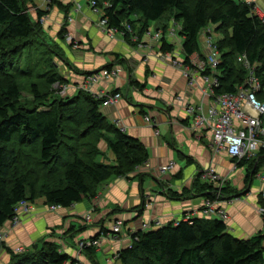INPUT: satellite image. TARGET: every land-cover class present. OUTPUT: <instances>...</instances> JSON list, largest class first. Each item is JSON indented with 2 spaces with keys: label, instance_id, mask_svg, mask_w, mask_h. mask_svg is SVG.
I'll return each instance as SVG.
<instances>
[{
  "label": "trees",
  "instance_id": "1",
  "mask_svg": "<svg viewBox=\"0 0 264 264\" xmlns=\"http://www.w3.org/2000/svg\"><path fill=\"white\" fill-rule=\"evenodd\" d=\"M96 1L108 28L119 32L123 31V24L133 29L134 18L138 16L143 20L140 35L149 22L166 16L180 23L186 65L190 56L203 55L199 37L205 29L214 28L219 35L216 39L219 62L215 68L218 87L213 89V95L236 93L244 84L248 72L237 63V57L244 55L261 83L256 97L264 102V23L251 14L245 3L103 0L101 4ZM28 3L33 5L32 0H0V251H7L11 264H68L74 261L61 254L59 246L53 242L45 240L41 246L27 252H14L5 244L1 229L14 218V207L22 201L33 203L43 199L48 207L65 209L96 199L100 186L110 179H130L135 168L147 162V154L100 113L102 99L83 91L72 98L51 95L54 84L68 83L56 73L51 57L54 53L60 54L61 49L43 38L46 33L40 20L46 12L36 10L34 19ZM123 38L128 41L129 35ZM53 45L59 49H51ZM161 49L163 53L173 52V47L165 40ZM24 56L30 62L25 67L20 66ZM12 61L16 62L12 64ZM40 62H44V69L48 70L42 72ZM211 73L206 70L202 74ZM33 76L44 80L49 92L32 82L29 85L32 101L28 105L21 104L19 80ZM133 86L139 89L137 84ZM48 94L57 98L56 102L46 105ZM100 141L115 154L117 167L98 161L102 154L98 147ZM248 163L253 170L248 174L250 183L251 175L253 177L264 164V150L253 159L239 161L236 166ZM194 186L206 199L213 198L212 187L200 177L193 180ZM227 186L228 183L222 190L224 196ZM167 195L180 197L171 190ZM144 206L139 207L140 215ZM99 237L95 235L90 239ZM128 237L130 245L115 254L119 264H264L262 235L247 240L235 238L224 221L209 217L191 218L189 222L179 221L176 225L169 222L154 230H137ZM93 251V247L86 248L82 253L93 255Z\"/></svg>",
  "mask_w": 264,
  "mask_h": 264
},
{
  "label": "crops",
  "instance_id": "2",
  "mask_svg": "<svg viewBox=\"0 0 264 264\" xmlns=\"http://www.w3.org/2000/svg\"><path fill=\"white\" fill-rule=\"evenodd\" d=\"M252 1L264 12V0ZM56 2L57 5L48 8L44 0H32L36 8L46 12L43 16L46 21L42 25L43 28L48 26L47 32L51 40H56L55 34L59 32L65 17H68L64 28L68 36L79 44L78 48L75 46L74 48L70 47L72 45L70 41H67L68 45L65 40L61 42L64 51L63 47L60 48L69 64L86 77L89 73L93 74L107 67L116 71V77L109 82L99 80L91 87H94V94L119 92L122 95L116 104L101 105L99 111L111 124L120 121L125 127L124 135L132 138L147 154V164L135 169L130 179L113 178L100 186L98 192L100 201L92 212L90 223H85L84 216L93 206L91 200H84L65 209L58 208L52 213L43 199H38L35 211L27 217L24 216L25 223L22 226L27 224L28 228H19L13 233L6 232L9 234H4L5 244L14 250V245L35 241L36 234H43L47 235V241L59 246L61 254L67 255L71 260L79 257L82 264H119L113 256L124 248L127 242L118 244L110 239L108 233L112 223L122 219L129 234L141 230L143 223L159 221L163 226L185 217H204L201 209L206 198L203 192L193 187V179L197 172L209 167L228 178L225 200L216 206V209H221L227 216L224 222L228 226V232L238 239L247 240L260 235L264 238V219L257 211L259 207H264L262 198L264 185L259 179L260 176L264 177L262 175L264 164L259 166L257 176L255 175L249 183L248 174L253 171L250 163L234 167L233 159L224 153L214 154L207 147L210 132H203L199 136L191 131V116L186 112V108L198 103L207 106L211 100L204 95L206 86L203 74H193L194 84L188 85V78L181 70L171 66L164 56L168 53L162 52V40H165L173 47L172 53L184 63L183 39L179 31L174 37L166 34L167 29L177 23L169 16L163 17L158 21L149 22L147 29L140 35L143 20L141 16L135 17V25L138 24L136 31L140 35L138 38L140 43L135 46L118 34L108 37L98 30L94 23L99 16L92 13L85 0ZM77 4L81 6L80 11L75 9ZM28 8L35 19L36 11L30 3ZM74 10L80 13H74ZM178 24L176 26L180 29V23ZM164 27L167 28L163 30ZM213 29L211 28V31ZM159 30L164 31L162 38L158 42L151 41L150 37ZM203 34L199 37L202 53ZM217 36L219 37L218 34ZM70 66L64 70L67 73L65 78L75 88L68 92L77 95L80 90L78 84L83 82L85 76L75 74L77 71ZM133 84H137L139 89ZM145 117L150 118V124L145 121ZM98 147L102 153L98 161L117 167V158L107 148L106 143L100 141ZM171 161L175 163L174 168L159 177L158 168ZM137 173L139 175H136ZM255 177L258 178L259 184L252 187ZM170 190L180 197L168 196ZM142 204L145 206L140 215L139 207ZM209 218L220 220L217 214ZM7 225L10 226V222L3 228ZM71 227L74 228L72 232L77 231L73 239L68 235L66 238H55L60 237ZM103 231H107V235H102ZM51 233L53 236L49 235ZM95 235L100 237L99 246L94 248L93 255L87 252L84 255L79 254L77 241L90 239Z\"/></svg>",
  "mask_w": 264,
  "mask_h": 264
},
{
  "label": "built area",
  "instance_id": "3",
  "mask_svg": "<svg viewBox=\"0 0 264 264\" xmlns=\"http://www.w3.org/2000/svg\"><path fill=\"white\" fill-rule=\"evenodd\" d=\"M91 7H95V12L99 13L100 23L102 30L111 37L114 34H119L120 36H125L128 34L130 38L137 39L139 45V39L132 33L131 28H126L123 26V31H116L110 29L107 26V20L102 18V11L100 8L96 7L97 4L95 0H87ZM245 3L252 15L258 17V19L264 23V12L259 10L255 2L252 0H240ZM79 7V5H78ZM101 14V15H100ZM44 23L45 20L42 17L40 20ZM126 25V24H125ZM166 34L169 37H173L179 31L176 24L172 25ZM203 46L204 52L202 56L194 54L189 57V63L186 65L177 58V55L173 54L169 56V60L174 68L179 69L183 72L184 76L188 78L189 85H193L194 77L193 74H202L206 70H210L213 73L211 75H204L206 89L204 95L209 97L211 102L205 106L202 103L197 105H191L186 108V112L191 116L190 129L194 134L201 136L203 132H210V139L207 143V147L214 153H224L229 158L233 159L234 167H237V163L241 160H250L256 157L260 150H264V102L260 101L256 97V93L261 89L260 80L254 74V67L248 62L244 55H239L237 57V62L240 63L248 72L247 79L244 84L238 88L236 93L221 94L214 96L213 89L218 87L217 74L215 68L219 62V53L217 50L216 39L213 35V31L207 28L203 31ZM164 34L163 30H159L154 33L155 38L161 39ZM153 35V36H154ZM151 36V37H153ZM67 40H71L68 37ZM117 75L115 70L103 69L98 74H94L87 77V81L83 87H91V85L98 82L100 79L111 80ZM102 81V80H101ZM58 87L59 96L63 97L68 92L67 84H54ZM53 85V86H54ZM86 90L85 88H83ZM90 91V89L88 90ZM97 99H102V106H109L116 104L122 95L119 92L106 94L103 92L94 94ZM145 121L150 124V118L145 117ZM114 126L122 133L125 132V127L120 123V121H115ZM157 134L158 132L155 131ZM146 164V163H145ZM173 163H169L167 166H162L158 168V173L161 175L167 173L173 168ZM138 169V168H136ZM199 172H203L202 180L210 184L212 187V199H206L201 212L204 217H211L216 215L220 217V220H226L227 216L221 209H216V206L225 200V196L222 194V190L225 187V179L215 172L211 167L207 169H201ZM260 182L264 185V177H259ZM262 198H264V193H262ZM96 198L95 200H97ZM98 202V201H96ZM50 211H55L58 207H49ZM32 210V203L27 201H22L17 204L14 209V218L10 222V226H16L20 222L21 218L30 214ZM258 213L264 219V207L258 208ZM191 218L185 217L180 221L189 222ZM85 223H90L92 221L91 215H86L84 217ZM179 221H173L176 225ZM152 226H160L159 221L153 223H143L141 230L145 231L151 229ZM126 228L124 221L121 219L115 220L108 233L110 239L116 240L117 242H122L124 238L127 239V244L124 247L130 245L128 234L123 230ZM132 233V232H131ZM4 234H1V238ZM99 246V240L85 239L81 241L77 252L82 254V251L86 248H95ZM18 252L23 251L20 247L17 249ZM114 259L116 255L113 256ZM72 261L74 263L68 264H82L79 257L74 258Z\"/></svg>",
  "mask_w": 264,
  "mask_h": 264
},
{
  "label": "rangeland",
  "instance_id": "4",
  "mask_svg": "<svg viewBox=\"0 0 264 264\" xmlns=\"http://www.w3.org/2000/svg\"><path fill=\"white\" fill-rule=\"evenodd\" d=\"M45 1V4H47V6H48V8H52L53 7V5H55L54 4V2L52 1V0H44ZM233 1H238V0H233ZM85 2H86V4H87V6H88V8H90V10L92 11V13L93 14H96V16H99V13H96L95 12V7L93 6V7H91L90 6V4L88 3V1L87 0H85ZM95 2H96V4H97V6L96 7H98V8H100V10L102 11V9H101V7L100 6H98V3H97V1L95 0ZM98 2L99 3H104L103 2V0H98ZM78 5L79 4H77L76 6H75V9H76V11H80L79 9L81 8V6H79L78 7ZM33 6V9H34V11H36V10H39L38 8H36L35 7V4H33L32 5ZM39 11H41V10H39ZM75 10H74V13L76 12ZM76 13H80V12H76ZM103 14V13H102ZM101 15V14H100ZM67 17V16H66ZM65 17V19L63 20L64 22H63V24H61L60 25V30H59V32H57L56 34H55V37H56V40H51L50 38H49V35H48V26L46 27L45 26V28H44V30H45V33H46V35H44V39L45 40H48L49 41V43H51L52 41L54 42V43H56V44H58V46H59V48L60 47H63V51H64V46H63V44L61 45V42L63 43V40H65V43L68 45L69 43H71L72 45L70 46V47H76V48H78L77 46H79V44H77V42L73 39H71L70 40V42L68 43L67 41H69V40H67V38L69 37L68 36V34H67V32H66V29L64 28V26L66 25V21L68 20V17L66 18ZM164 18H169L168 16H166V17H164ZM45 21H46V19H44ZM49 20H50V18H49ZM100 18H98L97 17V19H96V21H95V26L98 28V30H100V31H102V33H104L105 35H107L108 37H111L110 36V34H108V33H106V32H104L103 30H102V28H101V26L99 25V23H100ZM164 20V19H163ZM40 24H42L41 22H40ZM124 25V27L126 28V30H127V27H130L129 26V24L127 25H125V24H123ZM138 24H136L134 27H133V29H131V34L132 33H134L136 36H137V34H138V31H136V28H138V26H137ZM177 25H179L178 23H177ZM43 26V25H42ZM49 28H50V26H49ZM139 30V29H138ZM170 29H167V34H168V31H169ZM65 31V32H64ZM43 35V34H42ZM114 35H117V34H114ZM119 35V34H118ZM154 35V34H153ZM213 35H214V37L215 38H217L218 36H217V33H215L214 31H213ZM122 37V36H121ZM174 37V36H173ZM137 38H139L138 36H137ZM151 39V41L152 40H154L155 42H158L159 40H158V38H155V35L153 36V37H150ZM129 41L131 42V43H133L135 46H137L138 45V42H137V39H132V38H130V36H129ZM199 41H200V39H199ZM202 42H203V40H202ZM51 44H53V43H51ZM74 47V48H75ZM141 47H143V45H141ZM57 45H53V46H51V49H54V50H57ZM58 48V49H59ZM61 49V48H60ZM41 51V50H40ZM40 51H39V53H40ZM61 52H59L60 54H57V55H61L60 57H58L57 55H55V53L54 54H52L51 55V57L53 58V61H54V63H55V66H56V73H58L61 77H65V76H67L66 74V71H64L65 70V68H68V65H71L70 67L71 68H73L74 66L72 65V64H69V62L67 61V59L65 58V53L62 51V49L60 50ZM62 53V54H61ZM26 55V54H25ZM37 55V54H36ZM170 55H172V52H170V53H168V54H165L164 56L166 57V60L170 63V65L172 66V64H171V61L169 60V56ZM45 56H47V55H45ZM38 58L40 59L41 57H40V55L38 56ZM37 59V58H36ZM38 60V59H37ZM16 61H12V64H14ZM238 63V62H237ZM28 64H30V62H28L27 61V59H26V56H24L23 57V59H22V61H21V63H20V66H23V67H25L26 65H28ZM33 64H35V62H33ZM43 65H45L44 64V62H40L39 64H38V66H39V69H41L42 70V72L44 71V70H48L47 68L46 69H44L45 67L43 66ZM10 67H6V69H9ZM75 68V67H74ZM71 70H73V69H71ZM74 70H76L77 72L75 73V74H80V75H83V76H85V74H83V73H81L80 71H78L76 68L74 69ZM107 70H109V68H107ZM110 70H113V69H110ZM101 71V70H100ZM100 71H98V72H94L93 74H91V73H89V76H91V75H94V74H98ZM40 72V71H39ZM183 73V72H182ZM204 76V75H203ZM88 77V76H87ZM87 77L85 76L84 77V80H83V82H81L80 84H78V87H80V90L79 91H83L84 93H86V94H89V95H93V92H94V87H88V88H86V87H83L84 85H85V83H86V81H87ZM100 80H102V81H104V82H109L110 81V79L109 80H107V79H100ZM32 82H36L37 84H39V88L41 89V90H44V92H46V91H48L49 92V90H46L45 89V82H44V80H41L40 79V77H35V76H33L32 78L31 77H24L22 80H19V88H20V97H21V104H24V105H28V104H30V102L32 101V94H31V91H30V87H29V85L32 83ZM68 82V81H67ZM68 84V90L67 91H69V90H72V89H74L75 88V86L73 85V84H71V83H67ZM194 84V83H193ZM188 85H189V83H188ZM91 86H93V85H91ZM83 88H85L86 90H84ZM90 89V91H88ZM51 91H52V93H51V95L53 94L54 96H55V94L57 95L58 94V87H56L55 85L54 86H52L51 87ZM52 95V96H53ZM48 96V99L46 100L47 102L45 103L46 105L47 104H49L51 101H55L56 99H54V98H52L49 94L47 95ZM74 96H76V95H71V93L70 92H67L66 94H65V96H63L62 98H65V97H67V98H72V97H74ZM56 102V101H55ZM145 119V118H144ZM151 123V122H150ZM174 165H173V168H174V166H175V163L173 162V161H171ZM171 162H168V164L169 163H171ZM147 164V163H146ZM167 164V165H168ZM167 165H165V166H167ZM140 167V166H139ZM138 166L136 167V168H139ZM135 168V169H136ZM172 168V169H173ZM212 168V167H211ZM171 169V170H172ZM214 169V168H213ZM29 170V169H28ZM135 171V170H134ZM216 172V171H215ZM134 173V172H133ZM217 174H219L218 172H216ZM34 174H38V173H34ZM33 174V175H34ZM202 174H203V172H197V175L194 177V179H196L197 177H200V178H202ZM136 175H139V173H137ZM158 175H160L159 177H161V174L160 173H158ZM204 175V174H203ZM221 177H223V179H225L226 181H225V184L226 183H228V178H227V176L226 175H221V174H219ZM256 176H257V174H255ZM255 175H253V177L255 176ZM263 176H264V173L262 174ZM117 179H123V178H117ZM193 179V180H194ZM259 184V180H258V178L257 177H255L254 179H253V182H252V187H254V186H256V185H258ZM103 186V185H102ZM99 192V191H98ZM96 198H99L98 197V195H97V197ZM36 201H38V199L37 200H35L33 203H32V210H31V212H30V214H32L34 211H35V208H36ZM91 201H93V206L91 207V210H89L86 214H85V216L86 215H91L92 216V212H94V210L98 207V202H96V201H100L99 199H97V200H95V199H93V200H91ZM49 211H50V209H49ZM50 212H52V211H50ZM57 212V211H56ZM52 213H55V212H52ZM84 216V217H85ZM25 217H27V216H25ZM25 217H23V218H21V220H20V222H18V224L16 225V226H9V225H7L6 227H4L3 229H2V233L3 234H9V233H13V232H16V231H18V229L20 228V229H23V228H28V226H27V224L23 227L22 226V224L23 223H25L24 221H25ZM30 218V217H29ZM28 218V219H29ZM27 219V218H26ZM122 220V219H121ZM11 224V223H10ZM124 224H125V222H124ZM157 228H159V226H152L151 227V229H157ZM53 229H57V228H53ZM83 229V228H82ZM52 230V229H51ZM74 230V228L73 227H71V229L70 230H66L65 231V233L64 234H62L60 237H55V238H66V236L68 235V236H72V239L74 238V235H76L77 234V231H74V232H72ZM8 231H10L9 233H6V232H8ZM52 231H54V230H52ZM126 234H127V232H126V228L123 230ZM135 231H137V230H135ZM135 231H133V232H135ZM71 233V234H70ZM16 234H18V233H16ZM49 235H52L53 236V233H51V234H49ZM35 237V241H33V240H30L29 242L27 241L26 242V244H24V245H22V244H20V243H18L19 245H14V252H16V250L18 249V248H20V247H22L23 248V250H24V252H27V251H32V248H34V246H37V247H39V246H41L42 245V243L43 242H45V240H46V238H47V235H45V236H43V234H39V235H35L34 236ZM33 237V238H34ZM52 238V237H51ZM47 241V240H46ZM81 241H84V239L83 240H80V241H77V243H76V246H77V249H78V247H79V244H80V242ZM116 242V243H118L116 240H113V242ZM123 241H126L127 242V239L126 238H124L123 240H122V242ZM118 244H120V243H118ZM17 246H18V248H17ZM16 248V249H15ZM125 248V247H124ZM83 254V253H82ZM84 255V254H83ZM0 264H11V259H10V256L8 255V253H7V251H0Z\"/></svg>",
  "mask_w": 264,
  "mask_h": 264
},
{
  "label": "water",
  "instance_id": "5",
  "mask_svg": "<svg viewBox=\"0 0 264 264\" xmlns=\"http://www.w3.org/2000/svg\"><path fill=\"white\" fill-rule=\"evenodd\" d=\"M252 172H253V171H252ZM252 178H253V177H252V175H251L250 182L252 181Z\"/></svg>",
  "mask_w": 264,
  "mask_h": 264
}]
</instances>
